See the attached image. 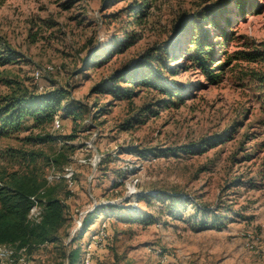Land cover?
<instances>
[{"label":"rangeland","instance_id":"374dc122","mask_svg":"<svg viewBox=\"0 0 264 264\" xmlns=\"http://www.w3.org/2000/svg\"><path fill=\"white\" fill-rule=\"evenodd\" d=\"M216 1L158 0L142 25L129 14L134 0H0V46L15 59L0 65V99L21 83L64 89L89 109L80 120L59 112L60 128L27 120L0 136V178L27 168L23 153L69 156L64 182L43 165L67 222L33 264H58L63 245L93 264H160L148 245L176 252L177 264H264V0H248L258 8L245 13L230 2L231 23L220 22L228 36L213 39L210 67L221 77L210 82L186 50L191 35L175 32L199 12L214 33L205 24ZM258 48L259 61L241 58ZM49 66L38 84L35 71ZM155 70L182 100L129 82ZM48 134L55 142L37 140ZM106 225L112 236L102 240Z\"/></svg>","mask_w":264,"mask_h":264},{"label":"trees","instance_id":"16d2710c","mask_svg":"<svg viewBox=\"0 0 264 264\" xmlns=\"http://www.w3.org/2000/svg\"><path fill=\"white\" fill-rule=\"evenodd\" d=\"M157 1L134 0L133 7L129 11L130 15L134 13L136 16L134 23L144 25L150 16L151 5H156ZM231 1L233 0H217L211 3L210 6L213 7L212 14L215 13L217 18L205 24V26L208 25L210 27L212 25V27L216 28H213L214 33H212V30H208V27L207 29L203 28L204 25L199 19V12L185 15L186 17H183L180 24L176 27V35L179 31L182 35L184 33L191 35L189 49L186 50L197 69L210 82H219V78L221 77V73H214V69L210 66L211 63H215L214 41L219 38L221 39V37L227 38L228 36L226 27H221L220 22L224 19L227 25L231 23V18L226 15L231 12L229 9ZM234 1L236 9L242 13L251 10L255 11L258 8L257 5L253 7L248 0ZM126 36L131 39L133 34ZM127 42L129 43V41ZM127 42H123L122 45L126 47ZM262 55L263 50L258 48L254 53L246 52V55H242L241 53V58L249 62H257L262 58ZM13 56L14 51L0 46V65L14 63L13 60L15 59ZM168 58L174 59L175 57L170 55ZM154 60H159V57H156ZM161 64L165 65L164 63ZM223 66L225 64H222ZM160 76L159 71L155 70L152 73L150 72V75L144 77L143 81L130 79L129 82H134V84H141L142 82L145 84L151 83V85L153 84L160 91L171 94L172 97L178 95L176 98H181L182 100L183 96L181 94H183V91L176 89V87L168 86ZM130 77L133 78L135 75H130ZM10 83L12 84L13 82L10 81ZM12 85V92L0 99V136L10 134L12 131L21 130L24 122L27 120L33 123L32 127L44 128L54 123L55 117L59 112L63 111L66 117L80 120L84 119L85 112L89 111L84 105L79 104L76 106L77 102L73 103L72 100H69L67 97L68 92L64 89H55L47 93L38 94V89L27 88L21 83ZM109 90L115 91L116 95L119 93L120 97L131 96L130 92H125L123 89ZM173 103L175 102L173 101ZM37 140L41 143L48 141L55 142V139L49 134L45 136L39 135L37 136ZM65 148L71 149L68 145ZM41 154L33 151L23 153V157L28 162L27 168L12 173L4 172L0 178V245L12 244L27 247L30 256L35 250L47 247L49 244L60 243L61 238L59 233L67 222V205L65 200L60 197L58 185L53 184L45 174L43 165L56 169L58 172L57 177L64 182L66 181L64 168L65 164L69 162V156L61 151L51 156H43ZM157 196L159 197L160 195ZM32 197H36L37 204L42 208L41 219L39 221L29 218L30 210L35 204ZM146 198H153V195L149 197L146 194L139 195V200H145ZM133 218L135 217L132 216L130 220L134 221ZM138 218L136 219L137 221L140 220ZM85 226L87 227V223ZM106 231V238L111 237L112 232L107 225ZM59 252L60 261L58 264H82L84 255H81L82 249L80 247L70 250V247L63 245V250ZM90 264H93V258Z\"/></svg>","mask_w":264,"mask_h":264},{"label":"built area","instance_id":"2783aa9c","mask_svg":"<svg viewBox=\"0 0 264 264\" xmlns=\"http://www.w3.org/2000/svg\"><path fill=\"white\" fill-rule=\"evenodd\" d=\"M53 70L52 67H45L44 69H37L34 73V80L39 84L43 79L45 72H50ZM54 124L56 128H60L61 118L59 116L55 117ZM72 186V183L70 184ZM35 204L32 206L29 214V218L34 221H39L41 219L42 208L37 204L36 197H32ZM104 240L107 236V232L101 231L98 235ZM147 253L154 254L158 259L160 264H177L179 260L178 254L174 251L165 252L161 248H156L152 245L146 246ZM91 263V254L86 252L83 256L82 264ZM0 264H33L32 258L28 252L27 247H20L18 245L12 244H1L0 245Z\"/></svg>","mask_w":264,"mask_h":264}]
</instances>
